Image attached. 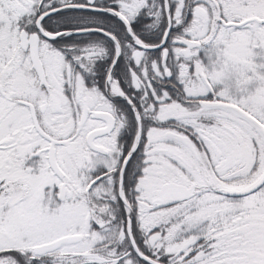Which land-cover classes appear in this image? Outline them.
Segmentation results:
<instances>
[{"label": "snow or ice", "instance_id": "6c2138e0", "mask_svg": "<svg viewBox=\"0 0 264 264\" xmlns=\"http://www.w3.org/2000/svg\"><path fill=\"white\" fill-rule=\"evenodd\" d=\"M0 264H264V0H0Z\"/></svg>", "mask_w": 264, "mask_h": 264}]
</instances>
